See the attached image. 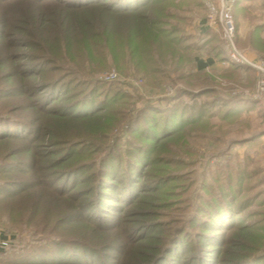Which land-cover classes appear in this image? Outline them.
<instances>
[{
    "label": "rangeland",
    "instance_id": "rangeland-1",
    "mask_svg": "<svg viewBox=\"0 0 264 264\" xmlns=\"http://www.w3.org/2000/svg\"><path fill=\"white\" fill-rule=\"evenodd\" d=\"M67 1L0 0V264H264L257 74L215 56L204 0H150L172 1L145 13L191 47L175 49L149 21ZM236 1V45L264 61V0ZM55 78L61 92L34 88ZM214 199L231 210L211 222Z\"/></svg>",
    "mask_w": 264,
    "mask_h": 264
},
{
    "label": "trees",
    "instance_id": "trees-1",
    "mask_svg": "<svg viewBox=\"0 0 264 264\" xmlns=\"http://www.w3.org/2000/svg\"><path fill=\"white\" fill-rule=\"evenodd\" d=\"M95 2L98 3L99 5H101L100 7H102V10L104 12L115 13V14H118V15L121 14L122 16H127L128 15V17L126 19L132 20V21L135 20L136 22L138 20L149 21L155 27V29H157L158 36L161 39L160 43L163 42L160 45V46H163V49H169V48L170 49L171 48L175 49V47H173L174 44L177 47L178 46L179 47L182 46V48H191L190 46L187 47V45H182V43L184 41V37L182 35H175L178 32L177 28L165 29V27L158 25L161 22L160 20H158V19L157 20L150 19L149 15L145 13V11H147L148 9L153 8V5H155L156 3H163L164 6H165V4H169L172 1H150V0H111V1H97V0H89L88 1L87 0V1H84V0H77V1H73V4H72V2L67 1L68 4H66L65 6H67L68 8L74 9L75 7H78L80 5L87 6L90 3H95ZM198 2L201 3L202 6H204L203 1H198ZM235 5H236V3H235ZM235 5H234V8H233V11L236 8ZM163 11L164 10H162V12ZM112 18H114V17H112ZM112 24H116V23L114 22ZM108 25H110V24H108ZM126 38H127L126 41L129 42L128 46L130 47L131 44H133L134 39L132 37H130V36H126ZM132 49L133 48H131V50ZM215 56L218 59L222 60V61H229L221 46H220L219 50H217V53H215ZM178 57L180 58V56H178ZM180 61L184 62L183 60H180ZM48 63H50V62H48ZM230 65L237 67L238 70L240 69V70H246V71H253L254 72V70L251 67H249L247 65H244V64L233 63V64H230ZM26 72L27 73L28 72L31 73V75L34 76V77L41 78L42 74L47 72V69L45 70L42 66L40 68L38 67V69H35L33 67V70H31V71L30 70L20 71L19 73H21V75L23 77H25ZM24 87H27V86L24 85ZM38 87H40L41 90H46V87H50V90L52 92L53 91L61 92L64 89L65 85H64L63 82H60L59 80H57L55 78V79H51V80H46L42 84L34 85V88H38ZM239 103H241V102H239ZM98 105H100V104L91 103L90 101H89V106H86L85 104L82 103L80 108H79L80 109L79 111H82L83 109H87L89 112H97L99 110H96L95 108ZM100 106H104V103H101ZM257 106H259L258 103H257ZM239 107H240V104H237V105L234 106V108H239ZM76 110H77V108L75 107L74 110L72 111V113H74ZM101 110H104V108L101 109ZM180 120H186V119H184L182 117ZM8 128L11 129L12 127H10V126L9 127L8 126H3L2 128L0 127V134L4 133V132L2 133V130L8 129ZM11 133L14 134L13 132H11ZM4 139H6V138H0V140H4ZM129 165H131V163H129ZM108 167H110L112 169L110 171L111 174H112L113 173L114 163H110ZM5 171L6 172L10 171V165H1L0 166V172H5ZM74 178H75V176H74ZM8 190H10V189H7V191ZM122 192L123 191H121L119 193V194H121L122 197L123 196L125 197L128 194H133L134 193L133 191H130V190L127 193H122ZM228 194H229L228 192L224 193V195H226V196ZM101 195H103V193H101ZM113 198H115V200L120 199L118 197H113ZM248 200H250V199H247V200L245 199V201H248ZM214 201H215V199L210 201V203L206 204L209 207L206 212H207V215H209L208 217L210 218L211 222L215 221L214 215L216 216L217 214L225 213L226 211L231 210L229 208V204L228 203L221 204V203L214 202ZM98 202H100V201H98ZM239 205H240L239 207H242L243 203L240 202ZM220 206H222L221 210H223V211H220V209H219ZM236 214H241V211L239 213L237 212ZM202 219H203L202 217H201V219H199V220H201V222H199V224L212 226V223H208L207 221L204 222ZM197 221H198V219H197ZM214 224L217 225V223H214ZM207 239L213 241V238L208 237ZM251 250H252V252L253 251H257L258 247H252ZM40 259H42L44 262H47V260H44L45 258H43V257H41ZM224 260L225 259L223 257H221L219 261L224 263ZM261 260H262V257L259 254L252 255V253H247V254L246 253H241L240 258L237 261L230 262L229 264H261V262H262ZM79 261L81 262V258L79 259ZM58 262H61V261H58ZM72 263H75V262H72ZM43 264H45V263H43Z\"/></svg>",
    "mask_w": 264,
    "mask_h": 264
},
{
    "label": "built area",
    "instance_id": "built-area-1",
    "mask_svg": "<svg viewBox=\"0 0 264 264\" xmlns=\"http://www.w3.org/2000/svg\"><path fill=\"white\" fill-rule=\"evenodd\" d=\"M236 0H204L209 25H213L219 32L222 49L228 60L247 65L256 70L254 98L258 99L264 109V61L248 57L236 45V23L233 8ZM6 239L0 238V250L7 247Z\"/></svg>",
    "mask_w": 264,
    "mask_h": 264
}]
</instances>
